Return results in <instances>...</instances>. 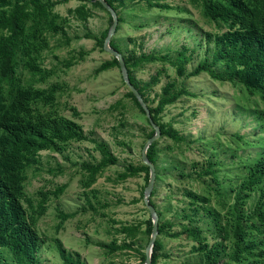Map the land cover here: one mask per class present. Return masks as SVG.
<instances>
[{"label": "rangeland", "instance_id": "374dc122", "mask_svg": "<svg viewBox=\"0 0 264 264\" xmlns=\"http://www.w3.org/2000/svg\"><path fill=\"white\" fill-rule=\"evenodd\" d=\"M147 1L124 0L118 9L122 21L118 22L112 39L124 58L142 52L175 56L179 49L187 48L191 55L187 71L199 61H211L212 36L226 31L224 23L205 17L199 0H151L168 3L171 8L167 10L149 7ZM84 2L91 10L87 21L75 18L71 12L83 3L81 0L55 6V11L68 19L64 24L58 20L65 27L66 35L45 32L49 46L41 51L38 59L53 73L40 81L21 63L18 75L22 84L31 83L35 87L46 88L58 83V112L76 120L88 138L104 141L118 162L104 168L91 187H84L83 162L95 163L101 158L95 143L72 140L61 150L40 152L39 163L27 170V194L36 202L39 190L51 191L63 184L66 188L58 197L50 195L47 210L37 221V229L44 239L38 257L42 264H63L57 247L60 241L67 251L79 252L84 264H144L142 253L150 239L145 232V221L151 217L143 201L144 174L120 179L118 173L128 164L143 163L142 148L152 126L146 114L127 96L129 88L119 67L96 71L101 62L113 56L94 39L86 38L85 33L90 31L100 36L111 25L110 14L97 0ZM69 60L74 63L66 67ZM216 67L222 68L221 64ZM161 69L158 81L152 83L151 77ZM132 74L144 89L150 107L156 106L163 86L169 81H175L178 86L182 84L193 93L182 95L159 114V121L171 125L183 136V141L176 143L167 136L156 140L155 192L150 199L160 213L159 221L171 223L169 232L178 233L174 237L158 234L163 254L157 264H202L203 255L193 251V246L198 244L184 227L198 226L210 245L222 239L216 235L214 220L206 209L219 212L223 223L228 217L245 165L264 146V118L258 114L264 110V102L259 95H250L238 82L215 80L205 72L190 78L179 77L173 66L159 61L134 67ZM207 165H212L216 180L205 172L198 173ZM190 192L207 197L208 203H193ZM258 198L259 190L255 189L242 201V209L252 212ZM196 208L198 214L194 212ZM61 213L73 215L63 220ZM187 215L192 216L193 222L191 219L188 222ZM122 224L140 225V230L133 236H124L119 232ZM123 240L132 246L112 253L96 244L98 241L120 244ZM223 245L225 253L231 250L230 240H224ZM1 251L12 261L6 249ZM221 261L228 259L222 256ZM262 261L264 257H251L239 264H261Z\"/></svg>", "mask_w": 264, "mask_h": 264}, {"label": "trees", "instance_id": "16d2710c", "mask_svg": "<svg viewBox=\"0 0 264 264\" xmlns=\"http://www.w3.org/2000/svg\"><path fill=\"white\" fill-rule=\"evenodd\" d=\"M68 1L70 0H0V264H42L38 251L44 239L36 224L47 210L50 195L58 197L65 190L66 185H59L51 191H37L36 202L27 194L25 187L27 170L39 163L41 151L61 150L72 140H88L95 143L101 158L95 163L83 162L82 168L86 176V180L82 181L84 187H91L104 168L118 162V158L104 141L88 138L76 120L58 112L56 108L57 93L60 89L58 83H52L46 88L35 87L31 83L22 84L18 75V67L21 63L40 81H45L53 73L51 69L44 68L39 63V54L49 46L45 32L66 35L62 23H66L68 19L57 13L55 6ZM81 1L83 3L71 12L75 18L87 21L91 10L88 9L85 0ZM106 1L117 11V14L119 7L124 5V0ZM199 1L205 17L214 22L224 23L227 27L226 31L212 36L214 50L211 61L208 59L199 61L193 69L187 71L186 65L191 60L187 48L179 49L175 56L157 52H142L139 55L131 53L124 59L132 83L147 102L144 89L136 83L132 70L144 63L159 61L173 66L179 77L190 78L205 72L215 80L238 82L250 95L257 94L264 102V0ZM97 3L102 6L98 0ZM147 4L149 7L163 10L171 8L168 3L160 1L149 0ZM118 20L121 22V17H118ZM109 22L112 23L111 15ZM108 30L109 28L100 36L89 31L85 33V37L94 39L96 44L103 48ZM66 40L70 41L69 38ZM110 45L122 53L113 39ZM80 55L83 57L84 53ZM73 63V60H69L65 66L70 67ZM217 64H221L222 68L218 69ZM113 67H119L118 59L114 56L101 62L96 71L102 72ZM162 70L151 77L152 83L158 81ZM188 94L193 95L182 84L178 86L175 81H169L163 86L156 106H149L153 120L160 127L161 136H167L176 143L183 141V136L179 135L171 125L161 123L158 117L166 105ZM127 96L131 97L140 111L146 114L132 91L129 90ZM258 114L264 118V110H260ZM154 133L155 130L152 128L148 138ZM157 143L154 141L147 150V156L155 166L158 162ZM244 170V176L236 189L234 204L228 212V217H225V222L223 223L219 212L206 209L207 214L214 220L216 235L222 236L220 241L210 245L202 236L198 226L189 224L184 227V231L198 244L193 246V251L203 255L202 264L231 262L239 264L245 258L264 257V146L258 155L245 165ZM203 172L216 180V172L212 165H207L205 170L198 173ZM141 173L144 174L146 186L150 168L144 163L126 165L124 170L118 173V178L126 179ZM255 189L259 190L258 201L253 211L246 213L242 209V201ZM154 192L155 189L151 196ZM189 194L193 203L202 205L208 203L207 197L199 196L194 192ZM151 203L155 206L152 200ZM194 212L198 214L199 210L196 208ZM157 213L160 219V213L158 211ZM72 215L73 213H61V218L65 220ZM186 218L188 222L191 220L193 222L191 215H187ZM158 223L159 234L172 237L178 235L169 232L171 223L160 221ZM145 224V232L150 236L153 227L152 218H148ZM138 230L140 225L122 224L119 232L124 236H133ZM226 239L231 241V250L225 253L223 241ZM96 244L106 248L107 253L132 246L127 240H123L120 244L117 241L111 243L98 241ZM57 247L63 264H84L79 252L67 251L60 241H57ZM162 247V242L156 238L151 255L152 264H157L163 254ZM1 249L8 251L12 261H8ZM222 256H226L228 261H221ZM142 258L145 260V253H142ZM261 264H264V261Z\"/></svg>", "mask_w": 264, "mask_h": 264}, {"label": "water", "instance_id": "95a60500", "mask_svg": "<svg viewBox=\"0 0 264 264\" xmlns=\"http://www.w3.org/2000/svg\"><path fill=\"white\" fill-rule=\"evenodd\" d=\"M98 1L102 4V6L112 16V23L109 27L108 34L104 40L103 48H104V50L111 53L112 56H114L118 59L119 68L121 71L123 81L125 82V84L129 88V90L132 91V93L136 96V98L140 102L142 108L144 109V111L146 113V117L148 118L152 128L155 130V133L151 137H149L148 140L146 141V143L144 144V146L142 148V153H141V158H142L143 163L148 165L150 168L149 181L144 188L143 201H144V204L149 211V214H150V216L152 218V222H153L152 233L150 235L149 243H148L146 251H145V262H144V264H152V261H151L152 250H153V246H154V243L156 241V238L159 234V232H158L159 216H158V213L156 211L155 206L151 203V199H150L152 191L154 189V185H155L156 173H155V165L149 160V158L147 156V150H148L149 146L161 136V130H160V127L153 120L152 113L150 111L148 103L144 100V98L141 95V93L139 92V90L132 83L130 76H129V72H128V68H127L125 59L123 57V54L110 45L112 36L114 35V33L117 29L118 22H119L117 11L106 0H98Z\"/></svg>", "mask_w": 264, "mask_h": 264}]
</instances>
